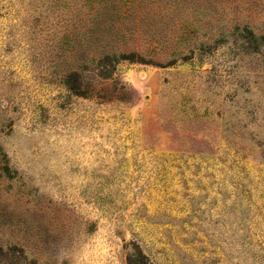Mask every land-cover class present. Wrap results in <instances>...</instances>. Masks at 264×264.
Here are the masks:
<instances>
[{
    "label": "rangeland",
    "instance_id": "obj_1",
    "mask_svg": "<svg viewBox=\"0 0 264 264\" xmlns=\"http://www.w3.org/2000/svg\"><path fill=\"white\" fill-rule=\"evenodd\" d=\"M138 2L0 0V264H264V0Z\"/></svg>",
    "mask_w": 264,
    "mask_h": 264
},
{
    "label": "trees",
    "instance_id": "obj_2",
    "mask_svg": "<svg viewBox=\"0 0 264 264\" xmlns=\"http://www.w3.org/2000/svg\"><path fill=\"white\" fill-rule=\"evenodd\" d=\"M157 0H151V4L153 6ZM83 4H86L90 6L91 9V18L94 20L93 21V27H100L102 26H107L109 27V30H112L114 27V20L117 19L119 22H122L124 24H127L128 21L132 18L131 13L129 12L130 9L134 7V0H83ZM136 5V2H135ZM141 6L143 8L142 0H139L138 6ZM143 10V9H142ZM136 16V13H135ZM138 18H141V14L138 15ZM84 23L87 24L85 21ZM128 33V30L125 32H121V35L123 37H126ZM134 52H122L121 58L125 59H132V54ZM75 76V73L72 72L68 75H66V83L68 87L76 92V93H81L82 91L77 88V83L76 84H71L70 77ZM77 78V77H76ZM78 79V78H77Z\"/></svg>",
    "mask_w": 264,
    "mask_h": 264
}]
</instances>
